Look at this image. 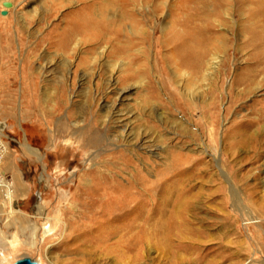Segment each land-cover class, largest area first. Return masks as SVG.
Here are the masks:
<instances>
[{
	"label": "rangeland",
	"instance_id": "1",
	"mask_svg": "<svg viewBox=\"0 0 264 264\" xmlns=\"http://www.w3.org/2000/svg\"><path fill=\"white\" fill-rule=\"evenodd\" d=\"M76 1L0 0V168L11 191H0V264H82L80 250L111 242V210L126 208L128 228L129 217L171 210L167 196L191 200L196 231L170 260L264 264V23L248 19L256 6L217 16L212 0L203 4V54L192 49L184 65L177 49L197 22L175 9L181 0L138 5L141 34L127 55L111 44L47 49L77 17ZM231 192L237 208L222 204Z\"/></svg>",
	"mask_w": 264,
	"mask_h": 264
},
{
	"label": "bare ground",
	"instance_id": "2",
	"mask_svg": "<svg viewBox=\"0 0 264 264\" xmlns=\"http://www.w3.org/2000/svg\"><path fill=\"white\" fill-rule=\"evenodd\" d=\"M165 1L166 0H77L74 2L79 4L75 13L77 17H75L72 22H66L64 20L63 26L60 28V32H58L57 39H55V45L52 40L46 39L48 43L47 49L51 50L55 47V49L62 54L69 55L73 53L72 51L78 44L87 45L91 50L103 44H111L113 46L118 45V51L123 55H127L131 51L133 52L136 46L133 39H138L139 34H141L139 27L140 22L136 18V13L139 12L138 5H146L154 11L159 8L160 5H163ZM191 1L194 2L193 5ZM207 1L208 0H181L177 6H175V9H177L179 13L191 11L190 15L192 21L197 22L192 33L184 37L177 49L181 55L183 54L185 57L183 58L184 65H190L191 61L194 59L189 55L194 48L199 49L196 55L197 59L202 57L203 53L201 52V48L203 45L200 23L206 17L202 7ZM212 1L214 3L213 12L217 16L226 11V9H232L234 4L242 6L252 3L257 9L249 12V21L255 18H261L264 23V0ZM74 3H67L66 6ZM127 23L131 26L130 34L124 31V26ZM78 36H80L78 40L79 43H76L73 48L72 44ZM262 36L264 38V31H262ZM42 41H45V39ZM47 67L50 69L52 65H47ZM84 77L79 79L81 84L84 81ZM129 92L130 87H127L121 92L119 97L122 98ZM61 96L62 95H59L58 98H61ZM23 146L29 153L33 155L37 154L36 151L27 145ZM84 186H86V184L83 183L81 187L86 188ZM98 189L95 186L92 187L90 191L96 193ZM220 189L222 190V187ZM221 197L224 207L228 199L231 200L233 207L237 208L240 205L235 193L231 192V198H226L227 195L225 194H222ZM90 202L88 207L91 208L95 206L96 202ZM171 202L173 205L171 210L163 209L157 211L154 218L149 219L147 217L144 220H139L138 217H129L130 220L133 221L128 228L121 227V221L119 219L126 216V208L111 210V212L105 216L107 220L111 221L112 225V227L108 228L110 230V238L108 240V242L111 241L109 243L110 245L108 244L102 247H85L80 250V255L87 257L82 264H102V262L106 259L108 260L110 256L112 257L110 259L113 261V264H125V261L129 264H178L179 261H172L170 259L175 257L178 251L184 250L187 245V240H189L188 236H195L196 231L193 229L192 221L188 220L186 217L191 200L182 196L176 197L174 200L170 196H167L166 203L168 204ZM244 213L245 216L248 217V221L254 220L250 212L245 210ZM227 214L228 217L231 219L233 218L232 214ZM153 247L164 254L165 257L169 256V258L165 259L167 263H163V260L158 261L151 258L150 252L153 251Z\"/></svg>",
	"mask_w": 264,
	"mask_h": 264
},
{
	"label": "built area",
	"instance_id": "3",
	"mask_svg": "<svg viewBox=\"0 0 264 264\" xmlns=\"http://www.w3.org/2000/svg\"><path fill=\"white\" fill-rule=\"evenodd\" d=\"M0 191H2V193L6 194V196H8L9 193H11L10 185H9L8 181L6 180L1 168H0Z\"/></svg>",
	"mask_w": 264,
	"mask_h": 264
},
{
	"label": "water",
	"instance_id": "4",
	"mask_svg": "<svg viewBox=\"0 0 264 264\" xmlns=\"http://www.w3.org/2000/svg\"><path fill=\"white\" fill-rule=\"evenodd\" d=\"M3 7L5 8H10L11 7V4L9 2H4L3 3ZM4 15V13H3ZM3 127V125L0 123V129ZM12 264H38L32 260H30L29 258H23V259H20V260H17L15 262H13Z\"/></svg>",
	"mask_w": 264,
	"mask_h": 264
}]
</instances>
